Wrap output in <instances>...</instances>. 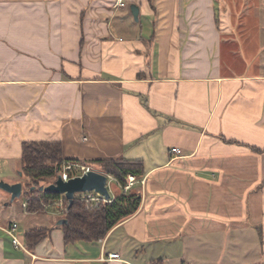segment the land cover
I'll use <instances>...</instances> for the list:
<instances>
[{
	"label": "crops",
	"instance_id": "0c3cea01",
	"mask_svg": "<svg viewBox=\"0 0 264 264\" xmlns=\"http://www.w3.org/2000/svg\"><path fill=\"white\" fill-rule=\"evenodd\" d=\"M125 3L0 0V180L34 140L145 168L138 211L99 241L24 202L25 229L2 221L0 188V264H264V0ZM33 227L50 232L29 248Z\"/></svg>",
	"mask_w": 264,
	"mask_h": 264
},
{
	"label": "trees",
	"instance_id": "16d2710c",
	"mask_svg": "<svg viewBox=\"0 0 264 264\" xmlns=\"http://www.w3.org/2000/svg\"><path fill=\"white\" fill-rule=\"evenodd\" d=\"M65 160L60 141L34 140L23 143L20 170L22 175L27 177V184L22 192L27 211L46 214L58 210L54 201L60 195L45 192L40 187L57 179ZM84 163L94 164L98 170L112 175L120 189L111 202H102L93 209L87 208L85 202L77 195L71 206L66 202V210L60 215L67 221L60 224V227L67 243L99 241L105 238L116 225L134 215L141 205V192L136 182L127 190L125 187L129 183V174L141 181L145 171L142 160L109 158ZM41 202L51 207L46 209ZM49 232L50 229L45 227L29 228L25 232V244L33 248L47 237ZM160 261L157 260L153 264H160Z\"/></svg>",
	"mask_w": 264,
	"mask_h": 264
},
{
	"label": "built area",
	"instance_id": "2783aa9c",
	"mask_svg": "<svg viewBox=\"0 0 264 264\" xmlns=\"http://www.w3.org/2000/svg\"><path fill=\"white\" fill-rule=\"evenodd\" d=\"M125 1L126 0H116V6H125V4H126ZM170 152L176 153V154H181L182 150L177 146H173L170 148ZM91 170L100 171V170L96 169L92 164H89V163H84L81 161L65 160L63 165H62L60 175L64 181H68L69 179L77 177V176L81 177L84 174H87ZM100 172H102V171H100ZM102 173H104V172H102ZM106 175H107V186L110 190V182L114 180V177L112 175H109V174H106ZM128 178H129V183L125 187L126 190L128 188H130L137 181L135 176L132 174H129ZM76 194H75V196H76ZM79 197L85 202L86 207L91 208V209L98 207L102 202H111L112 201V197L107 199L104 195H102L96 191L80 192ZM66 202H68V199L65 197V195L64 194L60 195V197L54 201V205L58 208V210L54 211V212H56L58 214L64 213V211L66 210ZM41 204L46 209H49L51 207L49 204H46L44 202H41ZM23 206L26 207L27 203L24 202ZM17 226H18L17 223H13L12 226L7 229V232L12 237V241L15 244V246L26 249L25 245L19 240V238L15 234V230L17 229ZM119 257H120L119 253L113 252V253L109 254L108 259L111 260V259H116Z\"/></svg>",
	"mask_w": 264,
	"mask_h": 264
},
{
	"label": "water",
	"instance_id": "95a60500",
	"mask_svg": "<svg viewBox=\"0 0 264 264\" xmlns=\"http://www.w3.org/2000/svg\"><path fill=\"white\" fill-rule=\"evenodd\" d=\"M131 12L135 18H139V8L136 5L131 6ZM0 188L11 194V199L14 200L22 195L23 184L21 182L9 183L4 180H0ZM41 190L45 192H52L59 195L64 194L68 199L69 206L74 202L75 194L86 191H96L104 195L107 199L111 198V192L107 186V175L97 170H91L83 176H77L64 181L59 174L57 179L47 185L41 186ZM67 220L61 218L58 223L63 224Z\"/></svg>",
	"mask_w": 264,
	"mask_h": 264
},
{
	"label": "rangeland",
	"instance_id": "374dc122",
	"mask_svg": "<svg viewBox=\"0 0 264 264\" xmlns=\"http://www.w3.org/2000/svg\"><path fill=\"white\" fill-rule=\"evenodd\" d=\"M95 167V166H94ZM96 168V167H95ZM98 169V168H96ZM17 178L19 179V182L23 184V188L26 187L27 184V177L25 175H22L21 172L18 173ZM56 180V179H55ZM118 184L115 180L110 182V192L114 194L117 190ZM5 192V191H3ZM5 194H8L5 192ZM79 196V193L76 194ZM7 196V195H6ZM25 198L23 195L20 197L12 200L11 198H8L4 200V204L7 203L6 206L2 205L1 206V220L4 222H11V221H18L19 224L21 225V231L27 227L26 221L23 219V212H22V203L24 202ZM38 218L45 219V225L47 220H52L55 223L59 221L61 218V215L57 214L55 216H42L39 215ZM60 226V224H57ZM21 241V240H20ZM22 242V241H21ZM24 244V242H22Z\"/></svg>",
	"mask_w": 264,
	"mask_h": 264
}]
</instances>
